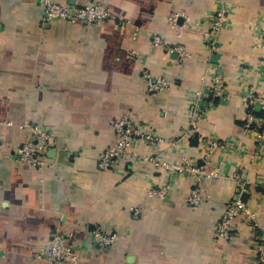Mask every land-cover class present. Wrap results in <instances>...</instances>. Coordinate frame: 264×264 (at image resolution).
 <instances>
[{"label":"crops","instance_id":"obj_1","mask_svg":"<svg viewBox=\"0 0 264 264\" xmlns=\"http://www.w3.org/2000/svg\"><path fill=\"white\" fill-rule=\"evenodd\" d=\"M93 1L109 17L83 26L43 22L38 0H0V264H47L36 254L57 232L71 235L75 264H253L264 151L244 124L249 95L264 117V0ZM219 3L228 22L213 51L208 24ZM145 72L167 90L149 91ZM215 77L223 97L196 118L195 95ZM118 119L161 141L137 140L97 170ZM30 124L50 136L42 168L14 158ZM184 160L206 161L207 176L197 183L165 169ZM197 184L200 202L187 206ZM241 187L252 215L236 218L225 240L213 227ZM95 228L115 234L111 247L95 246Z\"/></svg>","mask_w":264,"mask_h":264},{"label":"built area","instance_id":"obj_2","mask_svg":"<svg viewBox=\"0 0 264 264\" xmlns=\"http://www.w3.org/2000/svg\"><path fill=\"white\" fill-rule=\"evenodd\" d=\"M42 7V21L48 22L52 20L65 21L72 25L90 26L100 24L106 21L109 17L108 9L100 2L93 0H86L84 4H76L73 6H62L55 3L53 0H38ZM170 23L176 24L177 16L172 15L169 18ZM227 10L222 3H219L218 9L214 11L211 16V21L208 24L209 34L207 44L211 50H215V34L227 25ZM152 45L154 47L162 45V39L158 35L152 37ZM182 56V53L180 52ZM143 77L147 79V86L149 91L157 93L167 90L169 82L162 78H154L146 72ZM224 94L223 84L219 77H215L209 91H199L194 98L195 116L202 117L208 108H211L215 99L222 98ZM246 118L244 128L255 134L256 140L262 144L264 151V117L258 118L254 115V106L257 100L252 95L246 100ZM262 104V103H261ZM113 130L116 134V141L101 150L100 156L96 163V169L106 171L112 169L116 161L124 156L130 154L137 140H144L145 142H160L156 136L147 133L144 134L133 125L124 120H115L112 124ZM29 133L30 139L23 143L14 153L15 161L18 163L33 166L35 168H42L45 166L46 154L50 148V136L45 130L35 125H26L25 127ZM219 146L217 141L209 143L208 152L205 154V159L208 155L216 150ZM204 161L201 164H192L186 160L181 163L166 164L165 169L172 175H187L196 182H200L207 176L205 171ZM159 195L160 198L165 194L166 187ZM199 185L191 191V194L186 200L187 206H196L200 202ZM244 188L241 187L238 192L230 199L225 206L222 216L215 223L213 230L216 236L225 240L231 238L233 230V221L239 217L249 219L251 217L248 205L243 200ZM137 214V212H136ZM93 242L95 246L104 251L111 247L115 239V234L102 232L99 228H95L92 232ZM255 255L253 264H264V235L259 237L255 243ZM37 260H44L47 264H75L77 263V255L73 251V244L71 235H66L60 232L52 235L51 239L46 243L36 254Z\"/></svg>","mask_w":264,"mask_h":264},{"label":"trees","instance_id":"obj_3","mask_svg":"<svg viewBox=\"0 0 264 264\" xmlns=\"http://www.w3.org/2000/svg\"><path fill=\"white\" fill-rule=\"evenodd\" d=\"M253 112H254V111H253ZM254 115L257 116V117H261V116H262L260 113L257 114V113H255V112H254Z\"/></svg>","mask_w":264,"mask_h":264},{"label":"rangeland","instance_id":"obj_4","mask_svg":"<svg viewBox=\"0 0 264 264\" xmlns=\"http://www.w3.org/2000/svg\"><path fill=\"white\" fill-rule=\"evenodd\" d=\"M250 215H252V213L250 212Z\"/></svg>","mask_w":264,"mask_h":264}]
</instances>
